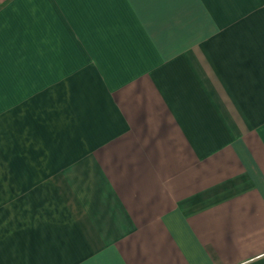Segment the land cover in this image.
<instances>
[{
	"label": "crops",
	"instance_id": "crops-1",
	"mask_svg": "<svg viewBox=\"0 0 264 264\" xmlns=\"http://www.w3.org/2000/svg\"><path fill=\"white\" fill-rule=\"evenodd\" d=\"M0 264H264V0H0Z\"/></svg>",
	"mask_w": 264,
	"mask_h": 264
}]
</instances>
